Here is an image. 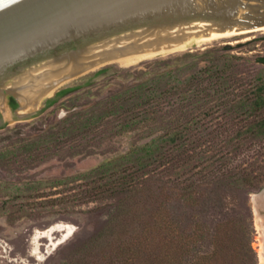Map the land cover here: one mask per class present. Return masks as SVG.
<instances>
[{
    "label": "trees",
    "instance_id": "trees-1",
    "mask_svg": "<svg viewBox=\"0 0 264 264\" xmlns=\"http://www.w3.org/2000/svg\"><path fill=\"white\" fill-rule=\"evenodd\" d=\"M191 57L197 55L156 60L155 69L140 71L129 85L62 122L59 133L71 140L91 134L102 140L108 131L131 135L126 150L67 178L87 181L81 193L87 199L115 198L117 203L99 233L64 264H257L253 227L235 196L257 188L264 176L224 167L228 154H208L206 148L229 143L237 150L252 138L245 134L264 138V72L250 77L244 65L251 60L229 54L228 60L183 76L181 70L194 64L181 61ZM254 61L264 67V54ZM79 88L58 91L45 109ZM221 110L229 119L213 128L206 119ZM217 128L223 132L214 133ZM197 164L204 166L197 170Z\"/></svg>",
    "mask_w": 264,
    "mask_h": 264
},
{
    "label": "rangeland",
    "instance_id": "rangeland-1",
    "mask_svg": "<svg viewBox=\"0 0 264 264\" xmlns=\"http://www.w3.org/2000/svg\"><path fill=\"white\" fill-rule=\"evenodd\" d=\"M186 53H194L197 57L181 61L194 64L191 69L184 67L181 70L183 76L216 61H223L224 57L228 60L227 55L234 54L251 60V63L244 65L247 67L245 73L249 71L250 77H254L260 71L264 72L263 65L254 61L257 55L264 54V32L236 35L210 45L193 42L184 49L160 54L130 66H122L116 61L109 62L61 83L42 96L34 108L32 105V109L26 111L24 107L18 109L24 116H18L5 102L6 108H0V264H64L74 250L99 233L115 207L116 199L92 198L91 201L81 194L87 187V181L67 178L89 171L111 154L126 150L131 135L114 136L108 131L102 140L93 134L86 139L71 140L72 138L59 133V127L74 112L103 99L109 92L132 83L140 71L155 69L158 66L154 63L156 60L171 61ZM104 68L106 71L99 73ZM8 77L0 79V98L3 101L2 90L16 86ZM77 86L80 87L78 90L45 109L47 101L53 99L58 91ZM244 87L254 88L247 85ZM252 93L251 90L250 94ZM10 96L17 100L11 93L7 98ZM17 104L19 106L18 100ZM222 112L214 113L206 119L212 122L213 128L217 124L223 125L224 118L229 119V116L223 118ZM105 126L113 128L112 125ZM222 128H217L214 133H222ZM56 132L58 134L53 135ZM214 133L212 132L213 135ZM245 136L252 138L245 140L240 149L234 148L236 144L219 142V146L206 148L207 153L218 156L226 153L229 158L228 155L224 158V167L227 165L229 168L263 177L264 138L250 134ZM214 139L219 140L218 136ZM220 148L222 153H218ZM201 149L202 145L195 150ZM234 151H238L235 156ZM194 163L197 162L192 164ZM207 164L210 168L217 167V162ZM199 165L201 164H197V170L204 166ZM59 180L62 184L54 187L53 182ZM92 185L91 183L88 187ZM256 187L251 192H240L235 197L245 220L249 216V225L251 223L253 227L251 246L257 252V264H263L261 231L264 230V212L257 213L253 197L264 190V181L256 182ZM70 227L73 230L70 236L53 248L52 243L59 242ZM243 227L246 228L244 223Z\"/></svg>",
    "mask_w": 264,
    "mask_h": 264
},
{
    "label": "water",
    "instance_id": "water-1",
    "mask_svg": "<svg viewBox=\"0 0 264 264\" xmlns=\"http://www.w3.org/2000/svg\"><path fill=\"white\" fill-rule=\"evenodd\" d=\"M263 27L264 0H0V79L51 64L66 80L145 49ZM2 91L24 116L16 89Z\"/></svg>",
    "mask_w": 264,
    "mask_h": 264
},
{
    "label": "bare ground",
    "instance_id": "bare-ground-1",
    "mask_svg": "<svg viewBox=\"0 0 264 264\" xmlns=\"http://www.w3.org/2000/svg\"><path fill=\"white\" fill-rule=\"evenodd\" d=\"M256 31L264 32V27L259 29V30H256ZM252 32H254V31H250V32L249 31L221 32V33H213V34L208 35V36L197 37L194 39L189 38L187 40H184V41H181L178 43L154 47V48H150V49H145V50L140 51V52L128 54V55L113 59L109 62L116 61L117 63H119L122 66H130V65L137 64V63H139L145 59H149V58L155 57V56L160 55V54L176 51L179 49H184L188 44L193 43V42H196L198 45H210V44L222 41L223 39H226V38H231V37H234L236 35H246V34L248 35ZM109 62H106V63H109ZM96 67H98V66H96ZM27 70H29V69H27ZM27 70L23 71V74L26 73L23 77H22L23 74H20L16 78V82H15L16 86L14 87V89H16L17 93L19 94V96L23 102V105H24L23 107L26 108L25 111L28 109H32V108H30L32 105L34 108L37 105V104H35L37 100H39L42 96L47 95L48 92H50L52 89H54L55 87H57L61 83L75 78V77H72V78H69L66 80H63V79L59 80L62 76H60L58 78L51 76L50 73L53 70V66L51 64H47L44 66L37 67L36 71H33V68L29 71H27ZM37 70H39V71H37ZM76 77H78V76H76ZM4 107H5V102L0 98V108L4 109ZM262 203L264 204V193H262L260 195V204H262ZM72 231L73 230L70 227L67 230V233L65 235H63V237L59 240L58 243H61L63 240H65L67 237H69L70 234L72 233Z\"/></svg>",
    "mask_w": 264,
    "mask_h": 264
},
{
    "label": "flooded vegetation",
    "instance_id": "flooded-vegetation-1",
    "mask_svg": "<svg viewBox=\"0 0 264 264\" xmlns=\"http://www.w3.org/2000/svg\"><path fill=\"white\" fill-rule=\"evenodd\" d=\"M11 98H14L13 96H10V97H8V105H9V107H10V109L12 110V111H15L17 108H18V105L15 107V106H13V104H12V101H11ZM15 99V98H14ZM16 100V99H15ZM16 102H17V100H16ZM261 224H263V223H261ZM264 225V224H263ZM262 225V226H263ZM44 236H46V235H44ZM261 239H262V243H261V245H262V249H261V254H262V256H263V261H264V230L262 229V231H261ZM58 244V241L57 242H53L52 243V245H53V248L56 246ZM263 264H264V262H263Z\"/></svg>",
    "mask_w": 264,
    "mask_h": 264
}]
</instances>
